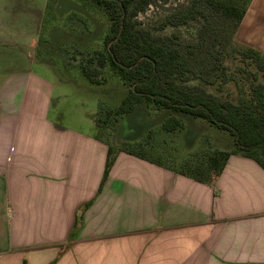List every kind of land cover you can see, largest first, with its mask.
Masks as SVG:
<instances>
[{"label":"crops","instance_id":"obj_1","mask_svg":"<svg viewBox=\"0 0 264 264\" xmlns=\"http://www.w3.org/2000/svg\"><path fill=\"white\" fill-rule=\"evenodd\" d=\"M49 1L0 0V264H264L251 159L204 185L120 152L101 184L95 116L64 124L66 96L31 69Z\"/></svg>","mask_w":264,"mask_h":264},{"label":"trees","instance_id":"obj_2","mask_svg":"<svg viewBox=\"0 0 264 264\" xmlns=\"http://www.w3.org/2000/svg\"><path fill=\"white\" fill-rule=\"evenodd\" d=\"M76 1L103 15L108 24L102 50L96 51L95 57L88 60L94 66H77L81 74L90 84H100L98 76L106 68L127 86V94L117 107L99 109V115L103 114L104 118L95 114L96 139L107 145L101 184L120 152L204 185L213 183L233 155L251 159L264 169V54L235 40L236 31L252 0H190L183 8L167 15L159 25V29L176 28L200 19L203 24L199 36L202 37L214 17L231 21L232 38L222 49L219 42L213 45L218 56L205 71L211 76L212 83L217 79L233 83L237 91L235 101L219 98L198 85L188 84L186 75L190 68L186 65V56L173 46L169 38H155L149 31L138 27L135 18L151 0ZM141 104L152 112L169 110L204 120L218 130L228 132L233 138V148L219 151L206 146L186 157L162 159L152 156L143 142L112 144L101 137V127L106 119L113 118L117 124ZM160 127L166 134L173 133L182 130V122L175 116H168Z\"/></svg>","mask_w":264,"mask_h":264},{"label":"rangeland","instance_id":"obj_3","mask_svg":"<svg viewBox=\"0 0 264 264\" xmlns=\"http://www.w3.org/2000/svg\"><path fill=\"white\" fill-rule=\"evenodd\" d=\"M189 1L151 0L135 20L139 28L149 31L153 37L169 38L173 46L186 56V65L190 68V73L186 75L188 84L198 85L219 98L235 101V85L223 83L220 79L212 83L211 76L205 71L218 56L213 45L219 42L222 49L232 38L234 29L231 21L214 17L208 24V32L202 37L199 36L203 24L200 19L181 27L159 29L167 15L183 8ZM49 3L36 54L37 62L31 69L36 75L52 82L57 93L66 96L61 100L63 123L86 129V117L96 114L104 118L103 114L99 115V109L117 107L127 94V86L106 68L98 76L101 83L90 84L77 67L83 64L94 66L88 60L95 57L96 51L102 50L108 27L106 18L76 0H50ZM235 40L264 54V0L251 1L236 31ZM153 111L141 104L117 124L113 118H108L101 127L100 135L112 144L129 140L143 142L152 156L162 159L186 157L206 146L219 151L233 148V138L228 132L218 130L204 120L169 110ZM168 116L179 118L182 130L163 132L161 122Z\"/></svg>","mask_w":264,"mask_h":264}]
</instances>
